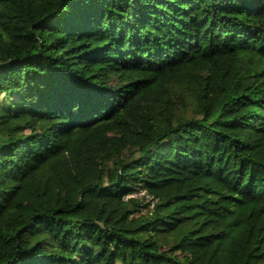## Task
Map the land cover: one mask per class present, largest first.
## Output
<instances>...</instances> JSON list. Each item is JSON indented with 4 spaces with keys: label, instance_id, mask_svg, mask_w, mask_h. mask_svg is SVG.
I'll list each match as a JSON object with an SVG mask.
<instances>
[{
    "label": "trees",
    "instance_id": "obj_1",
    "mask_svg": "<svg viewBox=\"0 0 264 264\" xmlns=\"http://www.w3.org/2000/svg\"><path fill=\"white\" fill-rule=\"evenodd\" d=\"M0 27L28 41L0 35V264H264V0H0Z\"/></svg>",
    "mask_w": 264,
    "mask_h": 264
},
{
    "label": "rangeland",
    "instance_id": "obj_2",
    "mask_svg": "<svg viewBox=\"0 0 264 264\" xmlns=\"http://www.w3.org/2000/svg\"><path fill=\"white\" fill-rule=\"evenodd\" d=\"M0 35L9 39L15 49L26 47L28 45L27 39L21 37L15 31H9L7 29H4L3 27H0ZM175 97L177 101L182 102V97L180 94H177Z\"/></svg>",
    "mask_w": 264,
    "mask_h": 264
},
{
    "label": "built area",
    "instance_id": "obj_3",
    "mask_svg": "<svg viewBox=\"0 0 264 264\" xmlns=\"http://www.w3.org/2000/svg\"><path fill=\"white\" fill-rule=\"evenodd\" d=\"M130 197H144L146 200L151 201L150 207L154 204L155 200L151 197V195L147 194L144 189H137L132 194L126 195L124 198H130Z\"/></svg>",
    "mask_w": 264,
    "mask_h": 264
}]
</instances>
